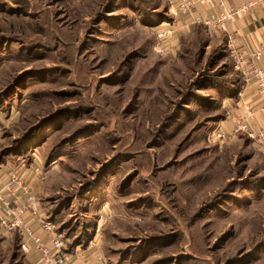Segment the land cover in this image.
Returning a JSON list of instances; mask_svg holds the SVG:
<instances>
[{
    "label": "rangeland",
    "instance_id": "obj_1",
    "mask_svg": "<svg viewBox=\"0 0 264 264\" xmlns=\"http://www.w3.org/2000/svg\"><path fill=\"white\" fill-rule=\"evenodd\" d=\"M177 14L167 0H0L1 176L36 169L26 184L66 250L264 264V152L219 128L243 76L227 41ZM15 236L0 264H25Z\"/></svg>",
    "mask_w": 264,
    "mask_h": 264
},
{
    "label": "built area",
    "instance_id": "obj_2",
    "mask_svg": "<svg viewBox=\"0 0 264 264\" xmlns=\"http://www.w3.org/2000/svg\"><path fill=\"white\" fill-rule=\"evenodd\" d=\"M171 8H177L181 14L189 15L201 5L211 4L224 9L221 13L204 19H196L207 26L211 33L216 34L224 30L225 24L238 14H244L254 3L249 2L240 7H229L222 0H167ZM233 38H228L234 67L245 80L253 78L259 95L264 96V68L256 62L264 52V45L257 49L245 51L235 48ZM236 132H244L253 142L257 143L264 152V129L252 130L243 121H237ZM34 169L33 171H35ZM0 190V231L9 234L17 230L20 235L19 246L23 252L36 250L40 252L44 264H65L66 252L63 247L62 233L56 232L52 223L44 215H40L37 201L31 187L24 183L19 174L7 173L2 177ZM20 189V190H17ZM35 224L41 231L50 236L52 249L47 248L39 235L35 233ZM33 241L30 247L27 239Z\"/></svg>",
    "mask_w": 264,
    "mask_h": 264
},
{
    "label": "crops",
    "instance_id": "obj_3",
    "mask_svg": "<svg viewBox=\"0 0 264 264\" xmlns=\"http://www.w3.org/2000/svg\"><path fill=\"white\" fill-rule=\"evenodd\" d=\"M229 7H240L246 3L252 2L253 6L249 11L244 14H238L234 19L228 21L224 30L215 34L228 42V38H233V45L237 49L251 51L257 49L260 45H264V0H222ZM221 7L211 4L201 5L195 12L183 16L177 14L176 21L178 28L187 30L197 29L202 23L196 19H204L212 15L219 14L223 11ZM258 65L264 68V52L261 57L256 61ZM232 103L228 102V116L223 120L219 128L230 135L235 134L234 127L237 121H243L249 129L257 130L264 129V96L258 94L253 78L249 80H241V88L237 94L231 99ZM262 151V149H260ZM263 152V151H262ZM6 167L0 168V190L3 188L1 185L2 171ZM19 175L24 183L27 181H34V171L32 169L19 170ZM20 190V189H17ZM43 215V213H40ZM35 233L42 239V243L52 249L50 236L44 234L41 229L35 224ZM1 232V231H0ZM3 234V233H2ZM12 233L3 234L0 239L1 245H6L10 241ZM20 236V235H19ZM30 247L33 246V241L27 239ZM65 264H108L103 251L95 243L86 246L75 245L70 250H66ZM25 264H44L40 252L31 250L23 252L21 250Z\"/></svg>",
    "mask_w": 264,
    "mask_h": 264
},
{
    "label": "trees",
    "instance_id": "obj_4",
    "mask_svg": "<svg viewBox=\"0 0 264 264\" xmlns=\"http://www.w3.org/2000/svg\"><path fill=\"white\" fill-rule=\"evenodd\" d=\"M196 32H198V28L196 29ZM230 96H233L232 93H230ZM11 233H15V234H16V236H15L14 238H15V240L17 241L16 244H17L18 249L21 250V248H20V246H19L20 236H19L18 231H17V230H14V231L11 232Z\"/></svg>",
    "mask_w": 264,
    "mask_h": 264
}]
</instances>
